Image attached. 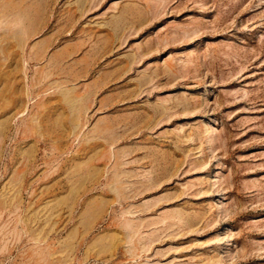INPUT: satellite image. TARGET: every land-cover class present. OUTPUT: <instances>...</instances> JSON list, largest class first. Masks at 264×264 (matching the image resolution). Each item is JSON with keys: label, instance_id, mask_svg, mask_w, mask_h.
Returning <instances> with one entry per match:
<instances>
[{"label": "rangeland", "instance_id": "rangeland-1", "mask_svg": "<svg viewBox=\"0 0 264 264\" xmlns=\"http://www.w3.org/2000/svg\"><path fill=\"white\" fill-rule=\"evenodd\" d=\"M0 46V264H264V0H0Z\"/></svg>", "mask_w": 264, "mask_h": 264}, {"label": "bare ground", "instance_id": "bare-ground-1", "mask_svg": "<svg viewBox=\"0 0 264 264\" xmlns=\"http://www.w3.org/2000/svg\"><path fill=\"white\" fill-rule=\"evenodd\" d=\"M18 18H19V17H18ZM18 21H19V20H18ZM8 23H9V22H8ZM2 24H3V23H2ZM20 28H21V27H20ZM18 33H19V32H18ZM15 38H16V37H15ZM0 47H1V46H0ZM0 49H1V48H0ZM64 90H66V89H64ZM71 90H72V89H71ZM68 91H70V90H68ZM63 92H64V91H63ZM65 94H67V92H66ZM72 103H73V102H72ZM72 107H73V106H72ZM72 107H70V108H71V109L75 108V107H73V108H72ZM71 109H70V110H71ZM77 126H78V125H77ZM73 132H74V131H73Z\"/></svg>", "mask_w": 264, "mask_h": 264}]
</instances>
